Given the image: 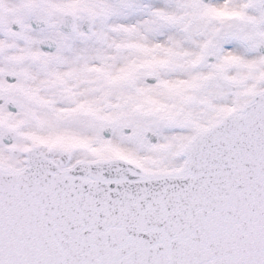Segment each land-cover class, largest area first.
I'll use <instances>...</instances> for the list:
<instances>
[{"label":"snow or ice","instance_id":"obj_1","mask_svg":"<svg viewBox=\"0 0 264 264\" xmlns=\"http://www.w3.org/2000/svg\"><path fill=\"white\" fill-rule=\"evenodd\" d=\"M0 264H264V0H0Z\"/></svg>","mask_w":264,"mask_h":264}]
</instances>
